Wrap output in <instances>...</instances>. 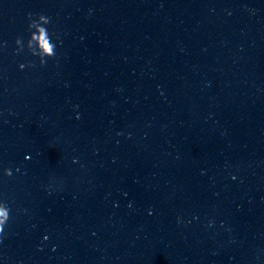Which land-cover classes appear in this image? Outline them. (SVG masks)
I'll return each mask as SVG.
<instances>
[{"label":"clouds","instance_id":"9594fccd","mask_svg":"<svg viewBox=\"0 0 264 264\" xmlns=\"http://www.w3.org/2000/svg\"><path fill=\"white\" fill-rule=\"evenodd\" d=\"M49 54L51 55V50H50V46H49ZM28 157H26L27 159ZM4 173L6 176H11L12 172L9 169H5ZM10 219V209L7 206V204L5 203H0V235L4 234V230H5V226L7 224V222ZM45 239H47V237H45Z\"/></svg>","mask_w":264,"mask_h":264}]
</instances>
